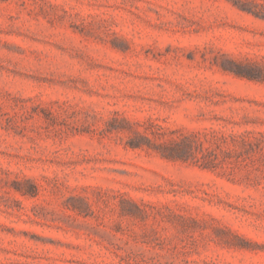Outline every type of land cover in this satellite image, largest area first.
Returning a JSON list of instances; mask_svg holds the SVG:
<instances>
[{
  "label": "rangeland",
  "instance_id": "rangeland-1",
  "mask_svg": "<svg viewBox=\"0 0 264 264\" xmlns=\"http://www.w3.org/2000/svg\"><path fill=\"white\" fill-rule=\"evenodd\" d=\"M0 264H264V0H0Z\"/></svg>",
  "mask_w": 264,
  "mask_h": 264
}]
</instances>
